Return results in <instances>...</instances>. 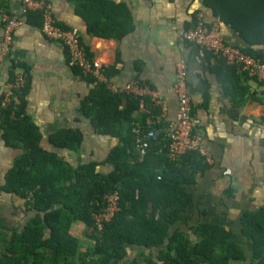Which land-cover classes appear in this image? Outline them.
Wrapping results in <instances>:
<instances>
[{"label":"trees","instance_id":"1","mask_svg":"<svg viewBox=\"0 0 264 264\" xmlns=\"http://www.w3.org/2000/svg\"><path fill=\"white\" fill-rule=\"evenodd\" d=\"M71 1L85 19L89 35L117 41L134 29L123 2ZM203 5L238 34L242 42L235 46L264 62V0H203ZM16 68L25 72L23 66L11 63L9 81ZM113 68L106 71L109 79ZM84 78L93 88L81 102V114L92 121L96 134L114 141L101 161L71 163L40 146L41 135L26 111V82L11 90L12 100L5 106L0 97L1 136L6 146L20 150L4 173L0 191L22 199L26 211L33 212L6 240L0 264H264V205L239 215L243 242L234 230L219 224L196 223L195 239L172 228L191 201L183 177L203 171L204 156L192 150L178 160L169 159L165 150L159 151L169 141V129L152 100L113 93L105 83ZM259 93L264 105V89ZM141 100L146 113L134 117ZM135 127L154 135L143 156L135 149ZM49 141L76 153L83 134L78 128L60 129L49 135ZM115 190L119 209L97 231L92 214L103 209L104 195ZM75 222L84 225L83 236L92 241L83 252H78V239L70 233ZM1 227L0 242L5 240Z\"/></svg>","mask_w":264,"mask_h":264},{"label":"crops","instance_id":"2","mask_svg":"<svg viewBox=\"0 0 264 264\" xmlns=\"http://www.w3.org/2000/svg\"><path fill=\"white\" fill-rule=\"evenodd\" d=\"M56 23L76 28L90 56L115 72L110 81L121 87L130 80L157 92L165 109L160 117L169 129L175 123L177 96L172 87L176 63L187 64L186 84L192 106L194 130L199 134L207 167L201 172L185 174L183 183L191 194L187 208L172 228L195 239L196 223L219 224L234 230L238 241L239 215L244 210L264 205V105L259 102L255 80L236 68L214 62L203 48L187 42L182 32L190 28L198 14L207 22L217 21L227 43H241L238 34L223 26L203 0H113L123 2L131 15L134 29L120 40L89 35L85 19L71 0H47ZM18 19L9 54L0 61V97L10 77V64L25 68L26 111L41 135L40 146L55 151L71 163L78 160H103L114 141L94 132L92 121L81 114V102L93 84L68 64L66 50L44 36L41 18L22 14L20 0H0V14ZM3 24L0 20V41ZM20 69V68H16ZM149 100L151 98L149 96ZM142 97V98H143ZM146 113L140 101L132 115ZM78 128L83 141L78 152L53 146L49 135L60 129ZM0 129V184L12 158L20 152L6 146ZM105 167V168H103ZM98 169L108 171L107 166ZM33 212L26 211L24 201L0 191V225L5 240L0 242V256L13 230H19ZM84 225L75 222L70 233L78 239V252L92 241L83 236ZM156 251H149L155 255ZM140 258L139 250L135 253ZM133 255V252L131 256Z\"/></svg>","mask_w":264,"mask_h":264},{"label":"built area","instance_id":"3","mask_svg":"<svg viewBox=\"0 0 264 264\" xmlns=\"http://www.w3.org/2000/svg\"><path fill=\"white\" fill-rule=\"evenodd\" d=\"M23 15L38 13L41 18V31L45 37L58 42L68 54V64L79 70L81 76L90 77L98 82L105 83L106 87L113 93H125L134 97L142 98L149 96L152 102L165 109L162 99L157 92L148 86L130 80L121 87L110 81L106 71L107 66L99 60L90 56L82 44L79 32L76 28H66L58 25L52 15L51 3L47 0H20ZM176 1V0H171ZM0 20L3 24L2 39L0 41V61L10 52L12 34L19 20L8 14L1 13ZM182 37L187 42L197 45L210 54L212 62L222 59L225 64L234 66L245 73L249 78L255 80L259 90L264 89V62L257 61L254 57L244 53L239 47L227 43L220 30L219 23L207 22L202 14H198L192 27L182 32ZM187 64L181 59L176 63L175 81L172 87L177 96L178 106L175 123L169 128L167 134L169 141L159 151L165 150L167 157L178 160L181 155L188 151L196 150L205 155L201 145L200 136L194 130L192 118V106L189 100L187 84ZM26 82V74L21 69H14L13 79L8 82L3 93L2 105L5 106L12 100L11 90L19 88ZM15 100V98H13ZM135 149L139 156H143L148 149L149 140L154 138L153 133H143L139 127H135ZM119 194L115 190L103 197V209L94 212L92 219L97 231L102 229L105 222L109 221L119 209Z\"/></svg>","mask_w":264,"mask_h":264},{"label":"rangeland","instance_id":"4","mask_svg":"<svg viewBox=\"0 0 264 264\" xmlns=\"http://www.w3.org/2000/svg\"><path fill=\"white\" fill-rule=\"evenodd\" d=\"M103 168H105V167H103ZM235 264H240V263H235ZM245 264V263H244Z\"/></svg>","mask_w":264,"mask_h":264}]
</instances>
